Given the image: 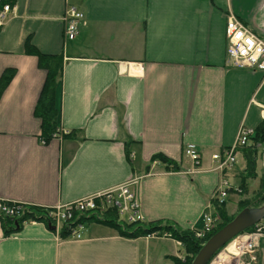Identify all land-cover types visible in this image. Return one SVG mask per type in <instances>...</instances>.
<instances>
[{"label":"crops","instance_id":"crops-1","mask_svg":"<svg viewBox=\"0 0 264 264\" xmlns=\"http://www.w3.org/2000/svg\"><path fill=\"white\" fill-rule=\"evenodd\" d=\"M4 5L0 75L16 71L0 96L1 200L49 208L136 179L143 223L196 232L204 216L213 229L220 224L213 192L225 176L240 190L230 192L226 211L239 212L244 159L237 151L234 165L217 169L212 155L233 144L240 125L264 120V75L228 57L225 23L232 13L264 39V0H0V11ZM68 5L85 24L65 40ZM27 45L62 58L57 132L48 142L34 115L46 71ZM188 144L200 153L195 167L183 153ZM259 165L261 173L264 153ZM59 228L28 220L5 235L0 224V264H173L170 256L185 254L169 233L128 238L84 221L76 239ZM252 255L264 264V237Z\"/></svg>","mask_w":264,"mask_h":264},{"label":"trees","instance_id":"trees-1","mask_svg":"<svg viewBox=\"0 0 264 264\" xmlns=\"http://www.w3.org/2000/svg\"><path fill=\"white\" fill-rule=\"evenodd\" d=\"M25 51L28 54L36 55L39 67L46 71V76L35 104L34 115L40 119L39 137L44 139L45 142H48L51 139V135L55 131L58 122V110L55 107V93L61 77L62 58L57 54L52 55L40 53L30 45L26 46ZM15 71L14 68H6L0 75V96L12 80ZM70 133L71 132L65 134V136H69ZM263 148L264 120L253 129L252 134L249 135L248 143L239 150L242 159H244L245 167L244 173L240 175L241 197L238 201V211L244 207H256L264 203V171L260 174L257 172V161L258 159H261ZM155 159H158L167 165L171 163L168 160L169 158L161 154L153 155L152 160ZM256 178L258 180V186L255 194L250 196L246 195V193H248L247 189L250 188L249 181L255 180ZM0 203L2 206L14 209L12 215L6 214L4 211L0 210V224L3 234L5 235L17 232L21 224L28 220L40 221L52 226L51 220L47 216L49 211L46 207L12 203L9 201ZM224 203L216 205V212L221 217L220 224L201 238H196L193 231H179L167 222L143 223V221L127 222L121 220L117 210L112 208L101 212L86 211L85 213H79L73 218V221L70 222L68 226L70 229V227L73 228L78 222L84 223V221H94L108 225L116 229L122 236L128 238L146 236L150 235L152 232H156L160 235L169 233L174 239L181 242L185 253L183 260L170 256L169 258L172 259L173 264H190L201 245L219 228L224 226L234 217V215H229L227 213ZM68 226L62 228V236H67L70 233ZM251 228L252 227H249L245 229V231H248Z\"/></svg>","mask_w":264,"mask_h":264},{"label":"built area","instance_id":"built-area-1","mask_svg":"<svg viewBox=\"0 0 264 264\" xmlns=\"http://www.w3.org/2000/svg\"><path fill=\"white\" fill-rule=\"evenodd\" d=\"M6 10H8L7 5L4 6L3 11H0V24L5 17ZM62 18L64 22V36L68 39H72L77 33L79 26L85 24L83 13L73 6L68 5L66 7ZM225 35L227 38L228 56L236 65L258 69L264 72V40L262 38L245 26L244 23L232 13L227 16ZM251 132L252 130L250 128L241 125L237 131L233 145L224 149L221 155L217 153L212 155V158L218 161L216 166L217 169H224L235 163V149L246 144ZM185 154L191 159L194 167L198 165L199 154L193 145L188 144L186 146ZM136 184L137 180L131 179L109 189L78 198L69 203L58 204L49 208L46 207L49 211L47 216L51 220V225L57 229V231L61 229L59 228L60 226L62 228L68 226L79 213H85L86 211L101 212L109 208L117 210L118 214L127 222L141 221L143 216L140 212V203L135 190ZM231 188L227 178L221 176L214 191L218 204L224 203ZM0 201L3 200L0 199ZM0 210L9 215L14 213L13 208L2 206L1 203ZM202 220V228L195 232V236L199 238L206 232L211 231L215 222L214 218L211 216H204ZM83 227V222H78L73 228L70 227V229L68 226L69 234L79 239L81 237L80 230L83 229ZM263 237L264 219L257 222L251 230L240 233L231 240L230 243L238 249L239 253V255L231 257L237 259V264H253L254 256L252 254L258 245L259 239ZM245 256L246 261H243V257ZM217 257L211 264H219ZM226 261L221 262L226 264Z\"/></svg>","mask_w":264,"mask_h":264},{"label":"water","instance_id":"water-1","mask_svg":"<svg viewBox=\"0 0 264 264\" xmlns=\"http://www.w3.org/2000/svg\"><path fill=\"white\" fill-rule=\"evenodd\" d=\"M264 218V203L244 207L229 222L212 234L198 249L190 264H207L213 255L234 236Z\"/></svg>","mask_w":264,"mask_h":264},{"label":"rangeland","instance_id":"rangeland-1","mask_svg":"<svg viewBox=\"0 0 264 264\" xmlns=\"http://www.w3.org/2000/svg\"><path fill=\"white\" fill-rule=\"evenodd\" d=\"M263 153H264V148L262 149V154H261V159H263ZM234 170L235 171H238V170H240V166L238 165V164H236V166H235V168H234ZM258 172H259V170H261L260 169V165H259V167H258ZM260 173V172H259ZM231 182H235L234 180H231ZM249 186H252V187H254V188H256L257 187V180H250L249 181ZM240 188V187H239ZM241 189V188H240ZM256 190H257V188L254 190V192H252V190L249 188L248 189V193H247V195L248 196H250V195H254L255 194V192H256ZM237 193H240V192H237ZM231 194V193H230ZM230 194L228 195V197L230 196ZM228 199H230V197L228 198ZM233 199H235V197H233ZM0 202H4V201H0ZM257 202V201H256ZM256 202H254V203H256ZM226 203V202H225ZM224 203V204H225ZM226 209V208H225ZM229 245V243L226 245V247L225 248H227V246ZM225 248L223 249H221L219 252H218V254L219 253H221L223 250H225ZM180 259H184V256L182 257V258H180ZM237 259H234V258H232V257H230L227 261H226V264H237V261H236ZM243 261H246V257H243ZM219 264H224V263H219Z\"/></svg>","mask_w":264,"mask_h":264},{"label":"bare ground","instance_id":"bare-ground-1","mask_svg":"<svg viewBox=\"0 0 264 264\" xmlns=\"http://www.w3.org/2000/svg\"><path fill=\"white\" fill-rule=\"evenodd\" d=\"M219 254L220 255L217 257L219 263H221V261L228 260L231 256L239 255L238 249L232 243H229L227 248Z\"/></svg>","mask_w":264,"mask_h":264}]
</instances>
